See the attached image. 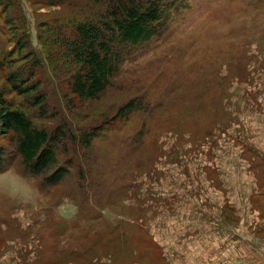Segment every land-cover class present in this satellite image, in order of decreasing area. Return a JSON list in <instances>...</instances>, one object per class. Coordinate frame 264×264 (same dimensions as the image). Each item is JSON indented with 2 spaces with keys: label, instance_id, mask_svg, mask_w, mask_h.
Here are the masks:
<instances>
[{
  "label": "rangeland",
  "instance_id": "obj_1",
  "mask_svg": "<svg viewBox=\"0 0 264 264\" xmlns=\"http://www.w3.org/2000/svg\"><path fill=\"white\" fill-rule=\"evenodd\" d=\"M109 1L0 8V87L36 58L49 118L8 91L15 107L47 131L106 128L90 153L96 162L78 160L84 180L75 166L50 189L0 140L12 155L0 172V264H245L250 251L264 253V0H152L165 16L151 38L119 46L109 85L83 102L68 93L61 40ZM21 37L31 58L19 52ZM135 97L147 105L140 113L103 123Z\"/></svg>",
  "mask_w": 264,
  "mask_h": 264
},
{
  "label": "trees",
  "instance_id": "obj_2",
  "mask_svg": "<svg viewBox=\"0 0 264 264\" xmlns=\"http://www.w3.org/2000/svg\"><path fill=\"white\" fill-rule=\"evenodd\" d=\"M0 8L5 12L8 10L6 0H0ZM103 8L105 10H101L97 20L76 24L71 36L60 39L59 55L68 61L67 66L72 69L68 73L66 84L68 93L83 102L97 99L109 85L116 65L123 57L119 46L148 40L153 35V24L165 16L159 3L152 0H110ZM28 43L29 40L21 37L18 41L19 52L27 50ZM27 52L31 58L33 52L29 49ZM2 59L0 51V64ZM32 61V67L25 72L26 76L13 72L7 77V84L0 87V140H10L7 143L11 148L13 146L12 151L20 157L24 172L31 177H40L39 182L43 189L61 185L75 166L78 177H83L84 180V168L78 166L79 161L93 162L95 157L90 155L93 143L106 128L104 125L94 126L89 131L84 130L73 135L64 123L52 131L36 127L28 115L19 107L16 108L7 97L8 91L25 96L29 104L37 107L43 117L49 118L50 107L46 103V97L40 93L41 82L35 77L41 63L36 58ZM146 106L141 97L132 98L117 108L110 122L103 123L113 125L115 122H128L136 112L140 113ZM70 138L75 139L74 142L83 151L82 155L77 149L68 147ZM64 152L71 154L65 158L63 164L57 165L58 156ZM11 156L1 142L0 172L12 164ZM88 188L96 189L95 180H90ZM78 203L80 205L77 214L80 215L83 202Z\"/></svg>",
  "mask_w": 264,
  "mask_h": 264
},
{
  "label": "crops",
  "instance_id": "obj_3",
  "mask_svg": "<svg viewBox=\"0 0 264 264\" xmlns=\"http://www.w3.org/2000/svg\"><path fill=\"white\" fill-rule=\"evenodd\" d=\"M233 142L236 143L237 146H241L244 148V142H247V141L239 140V141H233ZM254 144H256L255 141H254ZM251 145H253V142H250V143L247 142V146H251ZM258 150H260V154L264 153V147ZM249 254L250 255L248 256V259H247L248 261L245 260V264H264V253L261 250L257 252L250 251ZM245 256H246V253H245Z\"/></svg>",
  "mask_w": 264,
  "mask_h": 264
}]
</instances>
